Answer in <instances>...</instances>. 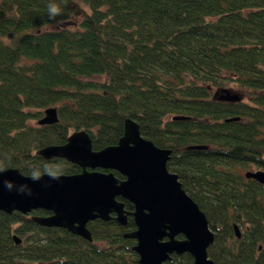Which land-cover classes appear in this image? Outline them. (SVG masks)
I'll return each instance as SVG.
<instances>
[{"label": "trees", "instance_id": "obj_1", "mask_svg": "<svg viewBox=\"0 0 264 264\" xmlns=\"http://www.w3.org/2000/svg\"><path fill=\"white\" fill-rule=\"evenodd\" d=\"M81 1L86 8L0 0V168L76 173V163L37 150L78 129L92 149L113 144L129 117L142 136L171 149L166 167L204 212L213 264H264V183L238 170H264V0ZM225 73L247 100L213 97ZM47 106L57 119L38 123ZM193 143L206 147L186 148ZM116 198L126 222L90 220V240L0 210V264H138L134 238L123 235L134 228L133 205ZM190 261L184 251L161 264Z\"/></svg>", "mask_w": 264, "mask_h": 264}, {"label": "water", "instance_id": "obj_2", "mask_svg": "<svg viewBox=\"0 0 264 264\" xmlns=\"http://www.w3.org/2000/svg\"><path fill=\"white\" fill-rule=\"evenodd\" d=\"M223 90L228 92L227 88ZM223 97L239 98L235 93ZM184 117L187 116H172ZM56 119L54 106H47L37 122L49 123ZM205 147L206 144L186 145V148ZM170 151L142 136L138 124L129 117H124L122 134L116 142L98 149L91 148L85 130H73L63 143L44 145L37 152L45 158L63 157L81 170L71 174L42 172L34 178L15 167L0 168V210L25 214L34 208H44L51 212L33 215L36 223L60 226L91 239L85 226L87 219L106 220L113 216L121 224L126 222L123 202L116 198L120 196L133 205L130 214L134 228L123 235L134 238L131 248L137 254L138 264H161L171 253L184 251L191 255L190 264H213L206 252L213 233L204 212L184 191L176 172L167 169ZM94 167L114 169L123 177ZM243 174L264 183L262 169H246ZM5 181L13 185L12 190L5 188ZM233 230L238 236L236 224ZM178 233L182 236L177 237ZM12 237L15 242L19 241L16 235Z\"/></svg>", "mask_w": 264, "mask_h": 264}, {"label": "flooded vegetation", "instance_id": "obj_3", "mask_svg": "<svg viewBox=\"0 0 264 264\" xmlns=\"http://www.w3.org/2000/svg\"><path fill=\"white\" fill-rule=\"evenodd\" d=\"M223 88H227L228 89V92H226L225 90H223ZM216 92L215 90L212 91V95L213 97H215L216 99L218 100H225V101H233V100H230V99H226L224 98L223 96L227 93H236L239 98L237 100H242L243 97H244V94L243 92H241V90H244L242 88H239V89H234V88H231V87H225L222 85H219V84H216ZM245 91V90H244ZM246 96H247V92H246ZM235 100V101H237ZM92 148V147H91ZM253 166V169H257V167H255L254 165H251ZM79 171L81 170V167L79 166ZM87 169H91L90 167H86ZM93 169H97V170H101V171H108V170H111L112 172L114 171V169H110V168H101V167H94ZM77 171V172H79ZM118 172V171H117ZM114 174V173H113ZM120 174V173H119ZM115 175V174H114ZM121 175V174H120ZM117 176V175H115ZM118 177V176H117ZM123 176L121 175V177H118V178H122ZM120 200V199H119ZM51 211L50 210H47V209H44V208H34V209H31L27 214V216L29 217H32L33 215H36V214H40V215H47L49 214ZM129 214V213H128ZM127 214V215H128ZM131 215V214H130ZM40 225V224H39ZM41 226H44L45 228H50V227H60V226H47V225H41ZM86 227L88 228V223H86ZM60 228H63V227H60ZM65 229V228H64ZM89 229V228H88ZM67 230V229H66ZM26 264H59L56 260H47V261H44V260H36V261H30V260H27L25 261Z\"/></svg>", "mask_w": 264, "mask_h": 264}, {"label": "rangeland", "instance_id": "obj_4", "mask_svg": "<svg viewBox=\"0 0 264 264\" xmlns=\"http://www.w3.org/2000/svg\"><path fill=\"white\" fill-rule=\"evenodd\" d=\"M77 2H78L81 6H83V7L86 8V6L83 4V2H82L81 0H77ZM74 18H76V16H74ZM61 24H62V22L58 21V22H55L54 24L46 25V27H57V26H59V25H61ZM66 24L70 25V24H72V23H66ZM225 74H226V75H225V82H224V83H221V84H219V85H222V84H223V86H225V87H231V88H234V89H239L240 85H238V83H237V88H236V87H235V84H234L232 81L229 80V79H230V75H229L228 73H225ZM215 88H216V85H212V87H211V89H210V92L212 93L213 90L216 91ZM241 92H243V94H244L243 99H245V98H246V91L241 90ZM235 94H236V93H235ZM245 100H247V98H246ZM29 122H30V123H35L36 120H35V119H29ZM245 169H251V170H252V169H253V166L249 165V166H242V167H239V168H238V170H239L240 172H243Z\"/></svg>", "mask_w": 264, "mask_h": 264}, {"label": "clouds", "instance_id": "obj_5", "mask_svg": "<svg viewBox=\"0 0 264 264\" xmlns=\"http://www.w3.org/2000/svg\"><path fill=\"white\" fill-rule=\"evenodd\" d=\"M57 11H58V9H57L56 7H54V6H51V7H50V12H51L53 15H55V14L57 13ZM33 177H34V178H38V176H37L35 173H33ZM4 186H5V188H7L8 190H12V187H13V185H12L10 182H7V181L4 182Z\"/></svg>", "mask_w": 264, "mask_h": 264}, {"label": "bare ground", "instance_id": "obj_6", "mask_svg": "<svg viewBox=\"0 0 264 264\" xmlns=\"http://www.w3.org/2000/svg\"><path fill=\"white\" fill-rule=\"evenodd\" d=\"M96 218H98V217H94V218H91V219H87L86 221H85V226H86V223H88L90 220H93V219H96ZM101 219V218H100ZM102 220H104V219H102ZM51 226V225H50ZM52 226H54V225H52ZM88 229V228H87ZM76 234V233H75ZM78 235V234H77ZM90 235H91V233H90ZM80 236V235H79ZM82 237V236H81ZM84 238V237H83ZM84 239H86V238H84ZM87 240H90V239H87ZM207 252V251H206ZM208 256V255H207Z\"/></svg>", "mask_w": 264, "mask_h": 264}]
</instances>
